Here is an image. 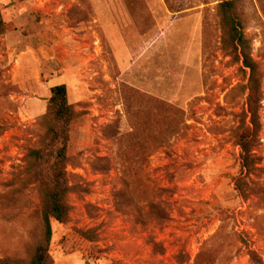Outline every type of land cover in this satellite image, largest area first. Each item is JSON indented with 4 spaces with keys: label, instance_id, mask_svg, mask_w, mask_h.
Listing matches in <instances>:
<instances>
[{
    "label": "rangeland",
    "instance_id": "rangeland-1",
    "mask_svg": "<svg viewBox=\"0 0 264 264\" xmlns=\"http://www.w3.org/2000/svg\"><path fill=\"white\" fill-rule=\"evenodd\" d=\"M228 1L259 68L253 123L222 0H0V263L44 242L49 172L29 154L65 85L69 211L49 264H264V0Z\"/></svg>",
    "mask_w": 264,
    "mask_h": 264
},
{
    "label": "trees",
    "instance_id": "trees-1",
    "mask_svg": "<svg viewBox=\"0 0 264 264\" xmlns=\"http://www.w3.org/2000/svg\"><path fill=\"white\" fill-rule=\"evenodd\" d=\"M220 5L225 16L228 43L235 54L239 55L241 64L245 70L249 71L247 108L251 116L252 123L257 117L258 101L254 99L258 92L260 73L258 65L251 58L248 40L236 25L233 18L234 2L222 0ZM2 23L0 22V31ZM47 110L52 116L53 125L49 129L48 145L46 151H31L30 159L38 168L48 167L49 177L43 192L44 205L41 211V221L43 225L44 242L36 247L35 252L27 264H49V243L52 237L51 224H65L68 217V206L65 202L67 194L66 187V162L69 145L70 128L75 122V115L68 102L67 88L65 85H58L50 89ZM255 134L246 130L238 138L240 153V174L247 177L256 165L254 155ZM236 191L241 194V188L236 187ZM0 264H20V263H0Z\"/></svg>",
    "mask_w": 264,
    "mask_h": 264
}]
</instances>
